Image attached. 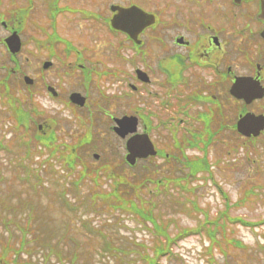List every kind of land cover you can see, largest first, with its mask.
<instances>
[{
	"label": "rangeland",
	"instance_id": "1",
	"mask_svg": "<svg viewBox=\"0 0 264 264\" xmlns=\"http://www.w3.org/2000/svg\"><path fill=\"white\" fill-rule=\"evenodd\" d=\"M136 2L162 16L163 0H58V5L66 9L59 25L61 31L62 24L65 25L71 15L85 16L84 19L89 20L82 23L87 29H74L76 36L67 29L61 34L71 35L80 48L84 44L92 46L91 50L85 52L86 65L93 66L91 61L100 60L96 62L98 69L101 68V71L107 68L102 72L104 76H96V83L90 87L91 104L101 107H92L93 114L87 115L89 110L83 108L76 110L74 115L71 105L66 103L70 90L84 89L81 85L82 72L77 71L78 68L69 76L60 71L64 62V65L70 60L75 62L76 53L66 55L60 47V56L56 54L52 57L55 62L52 73L47 76L39 75V63L49 54L47 51H37L34 37L43 38L46 36L45 30L51 31L48 28V14L44 18L43 2H31V8L27 0H0V15H4L5 20L10 23L15 19L17 31L24 27L22 37L27 41L18 53L17 61L12 60L3 44V38L9 32L0 20V76L6 75V71L17 64L20 66L21 72H14L10 87L13 95L25 105L29 90L26 86L23 88V77L29 75L35 79L36 84L32 85V90L35 91L33 97L47 119H59L53 123V127L59 131L60 141L74 146L88 128L92 129L90 134L95 142L87 148L78 147L76 169L70 170L59 161L56 162L58 171L53 173L58 176V185L64 188L67 181L77 180L81 171L86 168V178L81 184L80 194H71L67 190L68 201L72 203L73 199L84 197L91 191L108 192L114 183L106 178V169L122 175L123 179L136 188L142 186L140 180L144 179L147 180L144 186L132 193L130 198L141 208L152 207L154 217L168 229L167 233L171 237L180 236L170 244L172 254L160 256L159 264H264V134L256 143L248 142L240 150L229 132L214 134L205 157L211 172L198 173L199 179L189 184L193 177L188 175L189 168L183 163L184 159L178 162L173 157H165L166 153L175 155L174 141H182L186 131L202 124L198 118L199 111L205 112L215 106H223L228 123L232 124L242 108L238 109L237 105L227 103L228 100L225 101L224 98L219 99V95L225 96L223 93L216 94L218 101L215 106L207 100H198L202 98V94L194 96L193 104L189 101L190 98L184 100L192 105H183L181 99L186 93L192 92L188 91L189 87L185 93L177 91V88H170L164 82L166 77L160 67L158 44L160 24L141 37L145 46L140 51L133 49L124 34H108L105 19L112 15L110 5L118 3L129 6ZM21 9L29 10L26 19L25 14L19 11ZM94 14L101 15L103 22L95 20ZM20 19H25L22 27L18 24ZM35 23L39 26L38 31ZM91 25L103 26L97 32H91L94 29ZM93 41L96 43H92ZM147 43L150 45L147 46ZM130 59H134L139 67L149 72L151 82L139 87L140 91L135 94V98L122 100L118 94L123 93L126 88L119 79H115L113 68H118L120 74L129 76L134 64H124L122 61ZM103 60L107 62V66L102 67V64H106L101 62ZM17 70L19 71L18 68ZM200 77L195 81L202 87L201 80L204 79L207 87L203 92H206L212 80L207 76ZM49 84L61 92L58 97L60 99L53 98L47 91ZM164 100L170 101V104L166 106ZM102 108L116 116L141 112L149 121L151 137L156 146L159 143L161 152L151 161L143 164L140 162L134 169L128 168L122 159L125 154L124 141L110 131L112 119L101 113ZM175 126L179 127L177 132L173 130ZM142 130L143 122L139 125V131ZM21 133L15 128L14 119L0 98V142L5 146H0V257L2 238L7 239V255L20 251L16 261L13 260V255L4 257L0 264H61L60 260L65 264H141L139 259L135 261V250H140L139 245H143L145 249L141 252L154 254L153 247L164 242V237L153 228L150 221L144 224L133 214L110 207L108 204H114L115 198H104L102 202L96 194L92 197L89 194L86 199L92 207L82 202L81 205L84 206L76 212L77 215L72 216L60 205L59 198L56 197V185H50L47 193L38 194L31 184H18L13 173H16L15 162L21 159L23 164L33 170V164L39 165L47 156L40 157L39 143H36L37 149L32 144L28 148V134L22 138ZM94 153H99L100 158L95 159ZM184 153L189 158H200L203 155L202 151L191 149ZM45 154L48 152L45 151ZM178 155H182L181 151H178ZM39 168V177L47 180L53 178L45 177L46 171L43 168L50 170L47 163H42ZM96 176L99 177L97 182ZM177 177L182 179L179 184L175 183ZM97 189L98 192H95ZM157 189L162 190L160 195L155 194ZM241 220L260 223L249 225ZM185 230L187 234H183ZM195 230L198 232L195 233ZM235 238L243 240L245 247L234 246L232 239ZM107 242L119 248L116 256L104 252L103 247ZM56 253L61 254V259Z\"/></svg>",
	"mask_w": 264,
	"mask_h": 264
},
{
	"label": "flooded vegetation",
	"instance_id": "2",
	"mask_svg": "<svg viewBox=\"0 0 264 264\" xmlns=\"http://www.w3.org/2000/svg\"><path fill=\"white\" fill-rule=\"evenodd\" d=\"M263 5L264 0H163L158 41L165 84L175 78L177 91L189 87L192 93L186 94L211 92L214 98L223 93L219 98L225 101L237 76L257 78L264 86ZM80 18L76 23L82 26ZM201 75L212 80L206 92L207 82L199 87L195 81ZM216 114L226 125V114Z\"/></svg>",
	"mask_w": 264,
	"mask_h": 264
},
{
	"label": "trees",
	"instance_id": "3",
	"mask_svg": "<svg viewBox=\"0 0 264 264\" xmlns=\"http://www.w3.org/2000/svg\"><path fill=\"white\" fill-rule=\"evenodd\" d=\"M16 111H17V116H19V118L23 119L25 122H27L28 119L30 118L29 114L27 112H25L21 106L16 107ZM39 139H41V138H39ZM83 179H84V176L82 174L80 177V180H83ZM140 182H142V186H140L142 188L144 186L143 179H141ZM75 186H77V184ZM140 187L136 188L134 186V184L130 183L127 180H125V181L120 180L119 183L116 184V186L114 185V187L111 190H109L106 193L101 194V197L103 198V195H104L105 198H110V199L115 198V202H114L115 206L120 207L124 210L133 211L143 220V222H146V221L152 222L154 229L161 236L164 237V240H163L164 242H161L159 245H156L153 247V249H154L153 255L146 254V253H143L141 251H137L136 252L137 258L135 259V261L139 259L141 262H143V264H158L159 257L164 255V254L170 253V251H171L170 244L175 242L178 238H180V236H178L176 238L171 237L167 233L168 229L163 227L160 224V222L156 219V217H154V211H153L152 207H150L148 209L141 208L136 204V202L133 199L130 198V195L132 193H136L140 189ZM216 223L218 224V220H216ZM185 232H186V230H185ZM185 232L183 234H185ZM2 240L4 241L5 239L2 238L1 241ZM212 240H214V239H212ZM232 244L238 248L244 247L241 240L232 239ZM22 247H24V242L22 243ZM117 250H119V248L111 246L110 253L115 256V253L117 252ZM1 252H2L1 258H4V257L8 258L7 246H5L3 249H1ZM118 255L121 256L120 253H118Z\"/></svg>",
	"mask_w": 264,
	"mask_h": 264
},
{
	"label": "water",
	"instance_id": "4",
	"mask_svg": "<svg viewBox=\"0 0 264 264\" xmlns=\"http://www.w3.org/2000/svg\"><path fill=\"white\" fill-rule=\"evenodd\" d=\"M119 9V14L114 16L112 23L116 28H119L127 33H130L133 37H136L138 32L146 25L153 22V16L144 13L137 7L131 8H119L113 7V9ZM13 48V50L18 51L20 48V44L15 37H12L8 40ZM140 73V72H139ZM145 76V74L143 73ZM142 79L145 81L148 80V77L142 76ZM29 81V80H28ZM236 90L241 92L240 88L237 87ZM244 121H248V125H250L254 129L252 130L253 133L257 134L258 130H260L264 125V118L262 117H246L243 119ZM134 120L122 119L119 120L120 128H118V132L125 136L129 131L135 130V126L131 125V122ZM263 122V124H262ZM262 124V125H261ZM261 125V126H260ZM244 125L240 126L241 128ZM239 127V128H240ZM130 149L138 155H147V151L151 148V152L154 153L152 145L150 144L149 140L145 135L142 136H135L129 141ZM137 156V155H135Z\"/></svg>",
	"mask_w": 264,
	"mask_h": 264
}]
</instances>
